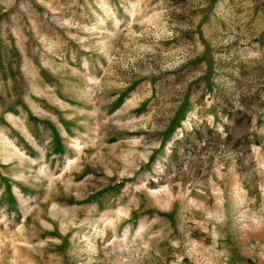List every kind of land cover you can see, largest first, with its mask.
Segmentation results:
<instances>
[{
    "label": "rangeland",
    "instance_id": "rangeland-1",
    "mask_svg": "<svg viewBox=\"0 0 264 264\" xmlns=\"http://www.w3.org/2000/svg\"><path fill=\"white\" fill-rule=\"evenodd\" d=\"M0 264H264V0H0Z\"/></svg>",
    "mask_w": 264,
    "mask_h": 264
}]
</instances>
